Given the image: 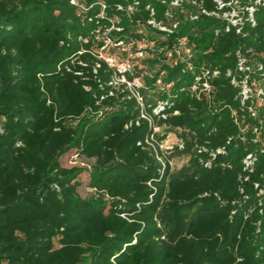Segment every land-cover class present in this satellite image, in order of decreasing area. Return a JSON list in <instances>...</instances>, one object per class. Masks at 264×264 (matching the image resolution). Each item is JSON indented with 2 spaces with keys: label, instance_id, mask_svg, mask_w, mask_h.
<instances>
[{
  "label": "trees",
  "instance_id": "1",
  "mask_svg": "<svg viewBox=\"0 0 264 264\" xmlns=\"http://www.w3.org/2000/svg\"><path fill=\"white\" fill-rule=\"evenodd\" d=\"M169 1L0 0V264H264V0ZM111 23L155 50L185 36L192 68L155 52L125 71L140 103L97 56Z\"/></svg>",
  "mask_w": 264,
  "mask_h": 264
},
{
  "label": "built area",
  "instance_id": "2",
  "mask_svg": "<svg viewBox=\"0 0 264 264\" xmlns=\"http://www.w3.org/2000/svg\"><path fill=\"white\" fill-rule=\"evenodd\" d=\"M180 1L182 0H170L169 5L173 7H177L180 4ZM219 7H222L225 5L224 2L221 0H216ZM259 0H256V3H258ZM71 4L78 5L82 9H86L83 7V4H79L78 0H70ZM264 3V2H263ZM101 5V10L97 16L104 17V8L105 4L103 2H99ZM227 4V3H226ZM118 9H121L122 7L120 5L117 6ZM248 10V15L250 21H253L252 19V12L254 8L252 6L246 7ZM128 11L132 10V6H128ZM203 13L209 14L206 12V10L202 9ZM166 18L168 20V23L165 24L161 21H156L155 19L151 18L147 20V24L150 25L152 28L157 29L158 31L162 32L161 40H164L167 35L173 33V31L176 29L178 20L173 18V15L169 12H166ZM223 16L228 17L230 22L233 24H238L240 22V17H238V11L235 9H232L229 13H224ZM195 17V16H192ZM112 22V20L110 19ZM120 30V27L114 26L113 23H111L110 27L102 29L100 26H98L95 29V37L102 42V45L97 50V56L98 58L104 60L108 66L114 68L115 74L113 76V79L110 83H116L117 81L123 82L126 84L127 88L130 90L132 95L141 103V97L137 91V88L142 86V82L138 77H133L131 80L127 79L125 75V71L132 70L135 65L138 67H145V64L143 66H139V64L131 63L130 60L132 58H150L154 56V53H158L159 57H161V61H165L169 63L170 66H174L178 63L179 59L187 60V68L191 69L192 65L188 61L191 57V47L189 46L188 39L185 36H176L174 41L170 46H160L156 50L154 49V41L148 40L145 37H142V39L139 40H133L130 39L128 42H124L121 39H114L111 36L110 30ZM151 43V45H150ZM111 47L117 50L123 51V53H120V55L126 58L120 59L119 53L118 54H112V52H103L105 48ZM135 47V48H134ZM134 48V50H132ZM241 67V62L239 63ZM163 74V72H161ZM198 79V77H197ZM157 84L161 86V88H164L165 90H168L171 86V82L166 83L165 85L162 84L161 80H157ZM203 89H209V85L206 81L202 82ZM244 93H246V89L244 88ZM167 102L166 101H159L158 104L153 109L154 113L158 114L160 111L164 109V106ZM162 117H165L164 114H161ZM143 116V115H142ZM159 130L158 127L154 128V131ZM159 147L162 150L168 149L171 146L168 144L167 140L164 139L159 143ZM160 159V158H158Z\"/></svg>",
  "mask_w": 264,
  "mask_h": 264
},
{
  "label": "rangeland",
  "instance_id": "3",
  "mask_svg": "<svg viewBox=\"0 0 264 264\" xmlns=\"http://www.w3.org/2000/svg\"><path fill=\"white\" fill-rule=\"evenodd\" d=\"M151 45V43H150ZM135 48V47H134ZM134 48L132 50H134ZM112 52V54H118L119 53V57L120 59L126 58L120 55V53H123V51L121 50H117L111 47H107L105 48V50L103 52ZM145 59V57L143 58H132L130 60L131 63L134 64H139V66H143V60ZM146 69V68H145ZM246 91H248V88H245ZM166 140L168 142V144L170 145L171 143H174L176 141V136L173 132H169L166 136ZM186 161V159L184 157H179V156H175L171 159V167L172 170H177L178 168L181 167L182 164H184V162ZM60 163L63 166L66 167H71V166H77L82 168L84 171L80 173V180H81V184L78 186L77 190L78 193L80 194V196L82 197H89L92 194V189L89 188L88 186V173L87 170L89 169V166L91 165V160L87 159L86 157L76 154L74 150H69L67 153H65L64 155H62L60 157Z\"/></svg>",
  "mask_w": 264,
  "mask_h": 264
}]
</instances>
